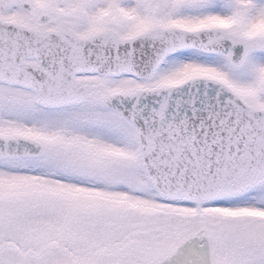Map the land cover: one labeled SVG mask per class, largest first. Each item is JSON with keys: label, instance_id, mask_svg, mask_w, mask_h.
I'll list each match as a JSON object with an SVG mask.
<instances>
[{"label": "snow or ice", "instance_id": "snow-or-ice-1", "mask_svg": "<svg viewBox=\"0 0 264 264\" xmlns=\"http://www.w3.org/2000/svg\"><path fill=\"white\" fill-rule=\"evenodd\" d=\"M0 264H264V0H0Z\"/></svg>", "mask_w": 264, "mask_h": 264}]
</instances>
